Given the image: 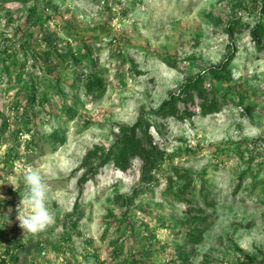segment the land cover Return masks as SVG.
Segmentation results:
<instances>
[{
  "label": "rangeland",
  "instance_id": "obj_1",
  "mask_svg": "<svg viewBox=\"0 0 264 264\" xmlns=\"http://www.w3.org/2000/svg\"><path fill=\"white\" fill-rule=\"evenodd\" d=\"M263 2L0 0V264H181L194 227L192 264H264ZM227 59L217 79L251 117L230 99L210 114L180 104L185 121L157 112ZM94 73L104 90L88 96L78 77ZM140 119L145 149L165 153L152 180L131 159L82 182L87 154L116 150ZM33 169L56 217L38 236L17 218Z\"/></svg>",
  "mask_w": 264,
  "mask_h": 264
},
{
  "label": "trees",
  "instance_id": "obj_2",
  "mask_svg": "<svg viewBox=\"0 0 264 264\" xmlns=\"http://www.w3.org/2000/svg\"><path fill=\"white\" fill-rule=\"evenodd\" d=\"M31 15L34 17L33 22L37 21L36 23L37 25H39L40 29L43 28L42 24H44V22L42 23V18L38 17L39 13L37 8L33 9ZM230 28L233 29V27ZM255 31L261 35H264V24H258L253 30V33ZM29 35L30 37H33L34 31H30ZM27 41L26 43H24V45H28ZM41 56L46 55L42 54ZM56 56L59 57V61L63 60L62 55L57 54ZM47 58L50 59L49 56ZM229 62L230 59H227L221 68L212 69L213 73L216 75L210 78L212 80H208L207 77L201 74L195 79L187 82L178 92L171 94L170 100L166 101L162 108L159 109L157 112H162L165 110L166 113H169L171 115V117L178 118L180 121H185L188 118H192L195 113L190 111V107L185 106L184 109H181L180 104H184L187 106H190L191 104L195 105L196 100L198 99L202 102V104L200 103L199 105V107H201L202 113L210 114V112L215 113V111L220 108V105L226 102V99H230L236 103L243 115L251 117L253 115L254 106L251 104L245 105L243 102L244 97L241 94H237L236 98L231 99V94L233 90H231L230 87L228 88L227 85H224V83L219 82L217 79L220 76L228 75V73H224V71ZM78 78L79 80H85L84 87L85 92L88 96H93L98 92L104 90V79L102 77L97 76L95 73L92 75L83 74L80 75ZM223 90L225 91L223 95H221ZM219 95L221 96V98ZM209 97H211L210 100H208ZM206 100H208L207 103H205ZM32 101L35 102V98H32ZM141 120L142 119H140L138 123L132 128L123 127L124 132L125 130L130 132H126L121 141V145L118 146L116 150H110L108 153L103 154L101 156H99L98 152H96L95 150L90 151L87 154L84 166H88L89 171L82 178V182H87L89 176H94L98 172V170H100L102 167L106 166L110 162H114L115 167L118 170L126 172L130 168L131 159H140L142 162L141 169L144 172V181L148 182L152 180L150 176L164 162L165 153L154 146H152L149 150L145 149L143 141L138 135V130L144 129ZM94 156L99 158V163H97L96 165H94V162L90 161L91 158H93ZM179 174L180 176H185V173ZM198 224H202V222L200 221V223H197V226ZM186 236L187 246L182 247L180 249L182 250L181 264H192V252L195 246L198 245L202 239V231L199 230V228L194 227L193 229H188V231L186 232ZM254 262L255 260L249 257L248 263L253 264Z\"/></svg>",
  "mask_w": 264,
  "mask_h": 264
},
{
  "label": "clouds",
  "instance_id": "obj_3",
  "mask_svg": "<svg viewBox=\"0 0 264 264\" xmlns=\"http://www.w3.org/2000/svg\"><path fill=\"white\" fill-rule=\"evenodd\" d=\"M25 190L18 208V220L24 233L38 236L46 232L55 224L56 217L49 207V188L38 170L26 171L23 175ZM16 189V185L12 184ZM24 207L27 214H21L20 208ZM12 209L9 208V212Z\"/></svg>",
  "mask_w": 264,
  "mask_h": 264
}]
</instances>
